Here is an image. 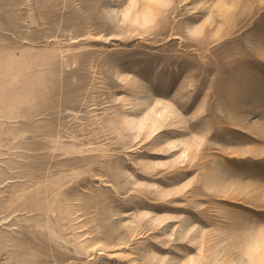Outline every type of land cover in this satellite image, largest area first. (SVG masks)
<instances>
[{
  "label": "rangeland",
  "instance_id": "1",
  "mask_svg": "<svg viewBox=\"0 0 264 264\" xmlns=\"http://www.w3.org/2000/svg\"><path fill=\"white\" fill-rule=\"evenodd\" d=\"M0 264H264V0H0Z\"/></svg>",
  "mask_w": 264,
  "mask_h": 264
},
{
  "label": "bare ground",
  "instance_id": "2",
  "mask_svg": "<svg viewBox=\"0 0 264 264\" xmlns=\"http://www.w3.org/2000/svg\"><path fill=\"white\" fill-rule=\"evenodd\" d=\"M140 125V124H139ZM140 127H141V125H140ZM172 147V146H171ZM185 147H187V144H185Z\"/></svg>",
  "mask_w": 264,
  "mask_h": 264
}]
</instances>
